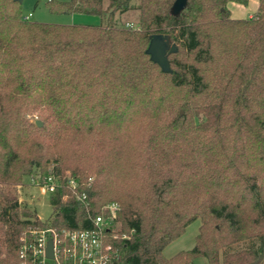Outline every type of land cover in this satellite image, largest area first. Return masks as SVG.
I'll return each mask as SVG.
<instances>
[{
    "label": "trees",
    "instance_id": "obj_1",
    "mask_svg": "<svg viewBox=\"0 0 264 264\" xmlns=\"http://www.w3.org/2000/svg\"><path fill=\"white\" fill-rule=\"evenodd\" d=\"M174 1L45 3L91 26L24 21L0 0V264H21L28 229H83L110 203L114 264H264V0L249 19L227 9L248 0H187L177 17ZM130 12L137 30L115 23ZM154 36L175 46L169 72L146 53ZM50 164L86 199L59 190L41 222L18 188ZM196 220L192 249L165 259Z\"/></svg>",
    "mask_w": 264,
    "mask_h": 264
},
{
    "label": "built area",
    "instance_id": "obj_2",
    "mask_svg": "<svg viewBox=\"0 0 264 264\" xmlns=\"http://www.w3.org/2000/svg\"><path fill=\"white\" fill-rule=\"evenodd\" d=\"M31 15L23 16L29 21ZM129 29L138 28L132 23H126ZM51 165L42 180H30L28 186L36 189L42 195L54 198L59 190L66 189L76 201L85 204L86 193L78 180L69 174L58 175ZM91 182V179H88ZM62 194L60 201H66ZM119 206L110 203L102 207L101 214L91 215L86 211L88 226L83 229H55L49 227L30 228L20 237L18 258L21 264H114L116 252L110 240L116 239L114 226L117 223ZM36 220L40 221L37 217ZM52 242V259L47 258L48 242Z\"/></svg>",
    "mask_w": 264,
    "mask_h": 264
},
{
    "label": "rangeland",
    "instance_id": "obj_3",
    "mask_svg": "<svg viewBox=\"0 0 264 264\" xmlns=\"http://www.w3.org/2000/svg\"><path fill=\"white\" fill-rule=\"evenodd\" d=\"M49 0H23L21 3L23 16L31 15V22H39L45 24H57V25H91L98 26L103 24V21L96 16H87V15H57L50 13L45 3ZM57 2H68L70 0H53ZM234 4V3H230ZM257 0H249L247 5H237L243 12L241 15H238L237 10H233V18L241 19L246 18L249 14H252L253 11L257 10ZM229 5V4H228ZM227 5V6H228ZM106 8V7H105ZM229 9V8H228ZM229 11H231L229 9ZM243 16V17H242ZM137 13L130 12L123 17L115 16V23L119 26L126 23H132L136 26ZM52 165V164H50ZM54 165V164H53ZM67 175V174H66ZM25 184L18 188L19 203L22 206H26L32 210L36 217L41 222H48L52 215V206L51 199L49 195H42L34 188L28 186V182L25 180ZM200 226V221L196 220L191 223L185 230V232L175 241L170 243L162 253V256L165 259H171L180 252L188 251L192 249L195 242V237L198 233ZM191 264H207L205 259L197 258L193 260Z\"/></svg>",
    "mask_w": 264,
    "mask_h": 264
},
{
    "label": "water",
    "instance_id": "obj_4",
    "mask_svg": "<svg viewBox=\"0 0 264 264\" xmlns=\"http://www.w3.org/2000/svg\"><path fill=\"white\" fill-rule=\"evenodd\" d=\"M17 3H22L23 0H13ZM187 5V0H175L171 9L170 14L174 17L179 16V14L185 9ZM175 46L171 45L167 36H154L151 39L149 47L146 53L150 56L151 60L156 63L163 72H169V63L167 60V54L175 52ZM37 127H41L42 123L40 121H35ZM46 256L52 259V242H48Z\"/></svg>",
    "mask_w": 264,
    "mask_h": 264
},
{
    "label": "crops",
    "instance_id": "obj_5",
    "mask_svg": "<svg viewBox=\"0 0 264 264\" xmlns=\"http://www.w3.org/2000/svg\"><path fill=\"white\" fill-rule=\"evenodd\" d=\"M248 2H249V0H248ZM257 3H258V0H257ZM248 4V3H247ZM257 6H258V4H257ZM230 9L231 11H229V13H230V17L232 18V19H234L233 18V16H234V14H233V10L232 9H234V10H237V14L238 15H241V13L243 12L239 7H237V5H234V4H229L228 6H227V9ZM228 9V10H229ZM257 10H258V8H257ZM257 10H255V11H253V13L252 14H249L246 18H241V19H249V18H251V17H253L256 13H257ZM243 17V16H242Z\"/></svg>",
    "mask_w": 264,
    "mask_h": 264
}]
</instances>
